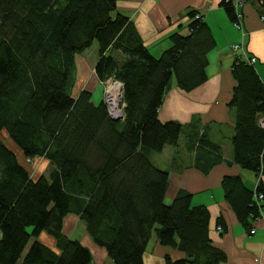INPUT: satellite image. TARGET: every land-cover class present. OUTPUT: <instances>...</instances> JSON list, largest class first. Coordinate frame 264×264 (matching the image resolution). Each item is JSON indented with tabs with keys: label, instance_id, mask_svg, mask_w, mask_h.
Returning <instances> with one entry per match:
<instances>
[{
	"label": "trees",
	"instance_id": "16d2710c",
	"mask_svg": "<svg viewBox=\"0 0 264 264\" xmlns=\"http://www.w3.org/2000/svg\"><path fill=\"white\" fill-rule=\"evenodd\" d=\"M118 2L0 0V134L6 130L17 147L0 138V264H91L90 249L63 232L70 214L115 264H144L154 233L160 244L185 254L167 255L165 264H221L226 258L211 238L209 209L192 205L186 190L166 203L169 173L151 160L179 145L184 126L162 121L159 110L173 79L187 92L207 80L214 36L202 14L190 11L189 31L173 32L172 46L156 56ZM257 2L264 17V0ZM224 5L235 22L233 4ZM95 43L99 80L124 84L123 120L111 118L104 96L95 104L89 90L72 94L76 56ZM250 57L237 56L232 66V143L234 161L261 180L257 188L240 175L221 183L247 228L264 213V82ZM202 134L198 129L188 145L212 153ZM37 158L49 168L32 175ZM218 225L224 228L221 217ZM43 231L56 238L59 251L39 240Z\"/></svg>",
	"mask_w": 264,
	"mask_h": 264
},
{
	"label": "crops",
	"instance_id": "0c3cea01",
	"mask_svg": "<svg viewBox=\"0 0 264 264\" xmlns=\"http://www.w3.org/2000/svg\"><path fill=\"white\" fill-rule=\"evenodd\" d=\"M226 2H231L234 11L243 15L244 30L235 26L226 11ZM259 7L257 0H119L117 7L134 22L144 43L156 56L172 46L170 35L173 32L189 31L190 11L202 14L214 36L216 45L207 54V80L187 92L173 79L159 110L162 121L173 120L184 126L179 145L153 153L151 160L169 173L166 203L170 204L180 190H186L192 193V205H204L209 209L211 238L226 255L221 264H264V213L252 221L251 228H247L229 206L221 186L226 175H240L251 188H257L261 180L260 175L234 161L232 138L236 111L229 105L237 86L232 74L237 56L257 57L254 66L264 82V21ZM238 43L241 49L235 52L233 45ZM99 58L97 43L76 56L78 87L73 96L89 90L95 104L103 101L101 81L95 70ZM198 129L213 146L212 153L209 149L188 145V140H194L192 135ZM220 217L224 228L218 231ZM253 229L255 232L251 233ZM63 232L90 249L91 264H115L106 249L94 242L78 215L70 214L64 219ZM39 240L59 251L56 238L48 232H41ZM167 255L172 259L185 257L182 251L160 244L154 233L146 249L144 264H165Z\"/></svg>",
	"mask_w": 264,
	"mask_h": 264
},
{
	"label": "built area",
	"instance_id": "2783aa9c",
	"mask_svg": "<svg viewBox=\"0 0 264 264\" xmlns=\"http://www.w3.org/2000/svg\"><path fill=\"white\" fill-rule=\"evenodd\" d=\"M261 3H263V1H261ZM197 17H199V15ZM262 20L264 21V17H262ZM242 21H243V15L241 13H238L237 14L236 21L234 22L235 26L237 28L241 29V27H242V25H241ZM233 49H234L235 52H237L238 50L241 49V44H239V43L238 44H234L233 45ZM256 62H257V57H255V56L250 57V63L255 64ZM117 81L118 80H115L113 78L108 79L107 84H106V88H105V97H104V99H105V102L107 103L106 105H107L108 113H109V115L112 118L113 117H117V114H119V113L122 112V109L120 108V105L124 106V111H125V106H126V103H125V101L123 99V91L121 90L123 84L121 83V81L118 82V83H116ZM118 85L120 86L119 91H117V93H118L117 96L119 97V100L118 101L121 102L122 104L119 105V107H118L117 110H114V105H113V101H112V98L113 97L111 98V96H112V92H114L115 90L112 89V88L114 86H118ZM124 118H125V116L123 115V118L122 119H124ZM263 125H264V122H263ZM260 197H262V196H260ZM221 230H222V227L219 226L218 227V231H221ZM254 232H255V230L253 229L251 231V233H254Z\"/></svg>",
	"mask_w": 264,
	"mask_h": 264
},
{
	"label": "rangeland",
	"instance_id": "374dc122",
	"mask_svg": "<svg viewBox=\"0 0 264 264\" xmlns=\"http://www.w3.org/2000/svg\"><path fill=\"white\" fill-rule=\"evenodd\" d=\"M185 31H188L187 29L185 30ZM184 31V32H185ZM76 78L78 79V76H76ZM99 81V80H98ZM101 81V80H100ZM107 81L108 80H106V81H103V83H102V81H101V85H103V87H102V92H103V96L105 97V88H106V84H107ZM113 81V80H112ZM118 82H120V81H117L116 83H118ZM122 83V82H121ZM123 84V83H122ZM78 86H76L75 88H77ZM121 90L123 91L124 90V84H123V86H122V88H121ZM73 92V95H75V90L74 91H72ZM97 95V99H98V95H99V92L96 94ZM104 101H105V99H104ZM107 104V103H106ZM120 104H122L121 102H119V105ZM107 106V105H106ZM120 108L122 109V112L121 113H119V114H117V117H116V120H123L122 118H123V115L125 116V111H124V106H122V105H120ZM0 138H1V140L3 141V143L4 144H6L8 147H10L11 149H17V147H16V145H15V143L12 141V139L9 137V134H8V132L6 131V130H3L2 132H1V134H0ZM27 159H25V158H23V156H20V161L25 165V167H27L26 166V164H28V162L26 161ZM40 162H42V163H40ZM45 162V163H44ZM29 167H31L30 168V171L32 172V175H35L36 173H46L47 172V170H48V168H49V166H48V164L46 163V161H40V158H37L36 160H35V163H34V165H31V166H29ZM41 171V172H40ZM89 246V245H88Z\"/></svg>",
	"mask_w": 264,
	"mask_h": 264
},
{
	"label": "bare ground",
	"instance_id": "6f19581e",
	"mask_svg": "<svg viewBox=\"0 0 264 264\" xmlns=\"http://www.w3.org/2000/svg\"><path fill=\"white\" fill-rule=\"evenodd\" d=\"M112 89H114L115 91L112 92L111 98L113 97L112 98V101H113V105H114V110H117L118 107H119V101H118L119 100V97L117 96L118 95L117 91H119L120 86L119 85L118 86H114Z\"/></svg>",
	"mask_w": 264,
	"mask_h": 264
},
{
	"label": "water",
	"instance_id": "95a60500",
	"mask_svg": "<svg viewBox=\"0 0 264 264\" xmlns=\"http://www.w3.org/2000/svg\"><path fill=\"white\" fill-rule=\"evenodd\" d=\"M116 120V117H113Z\"/></svg>",
	"mask_w": 264,
	"mask_h": 264
}]
</instances>
